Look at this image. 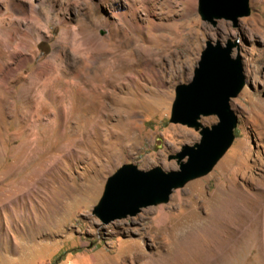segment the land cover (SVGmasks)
I'll return each mask as SVG.
<instances>
[{
    "label": "rangeland",
    "instance_id": "1",
    "mask_svg": "<svg viewBox=\"0 0 264 264\" xmlns=\"http://www.w3.org/2000/svg\"><path fill=\"white\" fill-rule=\"evenodd\" d=\"M248 9L233 27L203 21L198 0H0V264H264V0ZM228 41L244 77L229 147L103 225L93 210L119 168L177 171L199 143L200 127L170 122L175 88L206 42Z\"/></svg>",
    "mask_w": 264,
    "mask_h": 264
},
{
    "label": "water",
    "instance_id": "2",
    "mask_svg": "<svg viewBox=\"0 0 264 264\" xmlns=\"http://www.w3.org/2000/svg\"><path fill=\"white\" fill-rule=\"evenodd\" d=\"M198 14L205 22L225 20L237 26V19L249 14L248 0H198ZM235 43L206 42L192 80L175 88L170 122L198 129L201 139L193 147L185 146L175 156L186 159L177 171L147 172L125 165L105 183L103 195L93 214L103 225L133 216L142 207L167 201L171 190L190 179L206 174L233 140L236 117L229 100L243 88L241 60L231 56ZM201 116H215L217 123L204 128ZM173 157H170L172 159Z\"/></svg>",
    "mask_w": 264,
    "mask_h": 264
},
{
    "label": "clouds",
    "instance_id": "3",
    "mask_svg": "<svg viewBox=\"0 0 264 264\" xmlns=\"http://www.w3.org/2000/svg\"><path fill=\"white\" fill-rule=\"evenodd\" d=\"M123 3L124 0H121ZM29 3L32 4L34 3V0H29ZM102 4L97 3V11L99 7H102ZM125 11H127V5L125 6ZM121 13L119 11H112L109 13L110 16L116 17L120 15ZM49 14L45 12V18L48 19ZM98 19H103L107 20V17L104 16L102 12H99L98 14ZM74 41H75V55L82 59V60H87L90 54V48L87 44H85L82 40H80L79 36L74 34Z\"/></svg>",
    "mask_w": 264,
    "mask_h": 264
},
{
    "label": "bare ground",
    "instance_id": "4",
    "mask_svg": "<svg viewBox=\"0 0 264 264\" xmlns=\"http://www.w3.org/2000/svg\"><path fill=\"white\" fill-rule=\"evenodd\" d=\"M119 44H120V43H119ZM83 64H85V63H83ZM183 238H184V237H183ZM181 241H183V240H181ZM196 244H197V243H196ZM188 245H189V243H186V242H185V245L182 244V245H181V248L184 249V247H187Z\"/></svg>",
    "mask_w": 264,
    "mask_h": 264
}]
</instances>
